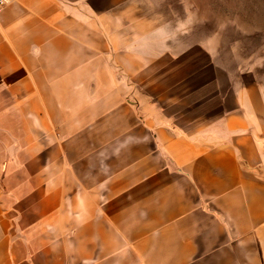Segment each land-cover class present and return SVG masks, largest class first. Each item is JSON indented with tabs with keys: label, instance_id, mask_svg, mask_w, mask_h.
<instances>
[{
	"label": "crops",
	"instance_id": "obj_1",
	"mask_svg": "<svg viewBox=\"0 0 264 264\" xmlns=\"http://www.w3.org/2000/svg\"><path fill=\"white\" fill-rule=\"evenodd\" d=\"M191 4L0 12V264H264V79Z\"/></svg>",
	"mask_w": 264,
	"mask_h": 264
},
{
	"label": "rangeland",
	"instance_id": "obj_2",
	"mask_svg": "<svg viewBox=\"0 0 264 264\" xmlns=\"http://www.w3.org/2000/svg\"><path fill=\"white\" fill-rule=\"evenodd\" d=\"M191 3L192 11L198 15L200 37L206 34L208 39L219 41L222 52L229 51L232 61L253 66L264 79V0H191Z\"/></svg>",
	"mask_w": 264,
	"mask_h": 264
},
{
	"label": "built area",
	"instance_id": "obj_3",
	"mask_svg": "<svg viewBox=\"0 0 264 264\" xmlns=\"http://www.w3.org/2000/svg\"><path fill=\"white\" fill-rule=\"evenodd\" d=\"M12 0H0V12L6 8Z\"/></svg>",
	"mask_w": 264,
	"mask_h": 264
}]
</instances>
